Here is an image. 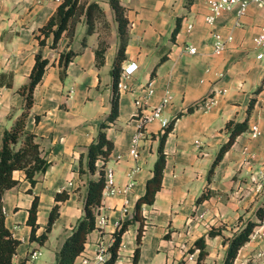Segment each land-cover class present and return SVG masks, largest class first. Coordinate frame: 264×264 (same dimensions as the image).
I'll use <instances>...</instances> for the list:
<instances>
[{
	"label": "crops",
	"instance_id": "obj_1",
	"mask_svg": "<svg viewBox=\"0 0 264 264\" xmlns=\"http://www.w3.org/2000/svg\"><path fill=\"white\" fill-rule=\"evenodd\" d=\"M84 1L97 3L103 11V19L95 22L94 31L83 38L86 24L82 16L71 39L62 35L56 46L51 47L52 39L48 36L41 48L48 64L34 88L26 129L35 134L41 154L50 165L36 174L33 186L23 171H15L18 183L4 193L6 225L20 240L13 264L24 258L25 264L54 263L57 250L82 214L86 180L97 175V172L80 175L79 162L85 167L87 146L94 141L110 110V69L118 45L117 22L108 0ZM60 2L0 0V81L8 76L12 81L11 87L0 85V145L3 130L13 125L23 108V96L16 89L28 80L34 55L39 50L35 35ZM120 3L129 23L126 59L121 67L135 62L137 70L125 81L128 89L119 90L118 117L105 129L107 138L113 142L105 168L113 171L114 185L119 188L128 183L130 169L138 168L126 194L118 193L101 201L99 211L105 214L106 224L88 234L84 250L75 261L83 253L94 255L97 243L102 240L107 244L117 223L132 217L135 202L152 175L158 135L162 131L159 119L146 123L138 157L134 159L128 151L139 122L133 100L151 82L154 93L148 107L156 105L168 88L171 101L161 115L169 121L176 118L164 142L166 163L161 188L152 204L141 207L144 230L136 264H180L182 260L196 264L197 250L189 249L201 236L205 237L208 254L198 264H224L227 242H223V237H230L245 220L251 219L254 206L264 199V183L259 192L254 191L256 179L264 178V71L255 59L254 47V38L263 22L262 12L250 5L240 18V26H234V10L221 12L214 29L223 35L232 33L233 39L221 54L215 55L204 20L208 0H192L189 6L185 0H120ZM178 17L180 27L172 40ZM100 41L106 43V50L104 64L97 67L95 49ZM188 45L194 46L196 52L188 53L185 50ZM69 49L76 54L61 80L58 57ZM259 86L248 128L236 137L208 181L211 162L228 138L226 122L244 119L248 102ZM214 90L218 93L212 108L203 110L198 106L186 112ZM36 115L40 117L38 121ZM253 124L260 131L255 138L250 136ZM29 188L31 193L27 191ZM205 189L212 194L197 204L196 198ZM62 190L69 195L60 203L59 215L46 241L43 244L29 241L27 209L34 195L39 199L36 221L40 233L54 194ZM124 199L128 200L126 206ZM137 226L138 222H134L123 233L114 264H133ZM58 228L59 233L54 235ZM209 230L217 233L208 236ZM32 252L34 257L30 256ZM241 262L264 264V231L249 238L239 249L232 264Z\"/></svg>",
	"mask_w": 264,
	"mask_h": 264
},
{
	"label": "trees",
	"instance_id": "obj_2",
	"mask_svg": "<svg viewBox=\"0 0 264 264\" xmlns=\"http://www.w3.org/2000/svg\"><path fill=\"white\" fill-rule=\"evenodd\" d=\"M113 10L114 18L117 22L118 45L111 65V100L110 110L106 118L100 123L94 141L87 146L85 167L79 162V173H87L96 177H88L86 180V192L82 202V216L78 219L70 232L64 238L61 246L56 252V258L53 264H72L83 250L87 240V236L95 228V217L99 212L102 201V190L105 184V162L113 148V142L107 138L105 129L112 124L118 117L119 113V89L118 81L121 73V65L126 59V45L129 40V23L125 15V9L121 5L120 0H108ZM192 0H185V5L189 6ZM86 24V35L94 31L95 22L103 19V11L95 2H86L84 0H61L57 5L54 13L47 21L38 29L35 38L38 40L39 50L34 55V64L29 74L28 80L19 86L16 91L23 96L24 104L22 111L15 119L13 125L9 129L2 132L0 145V264H13L12 258L16 254L17 247L20 244L19 238L15 237L5 222V213L3 209V196L6 190L12 188L18 183L15 178V171H23L25 179L31 186L36 182V174L46 171L50 162L41 154L39 144L35 140V134L26 129V119L29 109L33 104V92L36 85L41 81L46 70L48 59L42 56L41 48L46 44L45 39L51 36V47H55L62 35L72 38L76 24L81 20ZM181 18L176 19V24L171 33V39L174 40L180 27ZM106 43L100 41L95 49V65L100 67L104 64V52ZM76 52L69 49L62 51L58 57L59 76L62 80L66 74V68ZM154 75L152 71L151 76ZM2 78L4 74H1ZM8 79L0 81V85L11 87V76ZM261 86L257 87L253 96L250 98L246 115L241 121L229 120L225 124L228 138L218 149L214 159L207 172V180L210 181L214 169L223 158L224 154L236 140V137L248 128V120L252 114L256 95L260 92ZM201 103V102H200ZM200 103L193 107H189L186 112L193 111ZM180 115V114H178ZM35 121L39 120L36 115ZM174 117L169 121L168 125L162 129L158 135V146L156 150V159L152 167V175L146 180L144 193L136 200L133 215L130 219L121 221L112 233L113 241L109 246V257L105 264H114L118 257V250L121 243L122 235L128 226L134 222H138L135 237V248L132 254V263L136 264L140 255L141 238L144 230V217L142 216L141 207L143 204H152L155 199L156 192L160 190L162 185L163 171L166 163V154L164 151V142L168 133L172 130L175 121ZM31 193V188L27 190ZM212 194L210 189H205L195 200L198 204L209 198ZM68 192L62 190L56 192L53 196V205L51 206L46 223L43 230L37 233L39 227L37 219V210L39 199L34 195L29 208L26 224L29 226V241H37L43 244L50 232L53 223L59 215L60 203L68 198ZM264 215V204L255 210V218L247 219L230 237H223V242H227L224 253V264H232L237 256L239 249L249 240L253 228L259 224ZM241 218H238L240 221ZM214 230L208 231V236H213ZM220 233V232H219ZM197 250L196 264L203 260L208 254L205 237L197 238L189 251ZM26 258L21 259L17 264H25Z\"/></svg>",
	"mask_w": 264,
	"mask_h": 264
},
{
	"label": "built area",
	"instance_id": "obj_3",
	"mask_svg": "<svg viewBox=\"0 0 264 264\" xmlns=\"http://www.w3.org/2000/svg\"><path fill=\"white\" fill-rule=\"evenodd\" d=\"M59 1V0H53ZM250 5H255L258 9L262 12L263 22L259 26V29L256 33L254 38V47H255V59L259 62L262 70L264 71V0H208V13L204 16L205 24L209 28V34L211 37V45L212 50L215 55L221 54L227 47V45L232 41L233 36L232 33L228 32L227 34H222L218 30L214 29V24L216 17L223 11H231L234 10L236 21L234 26H240V18L246 13L248 7ZM188 28L192 27L191 23L187 24ZM185 50L188 53H195L196 48L192 45H188L185 47ZM137 70V64L135 62H130L127 65H123L121 67L120 78L118 81V89L119 90H126L128 86L126 84V79H128L135 71ZM154 89L152 87L151 82H147V84L143 87L142 92L138 93L134 97V105L136 108V114L138 115L139 122L135 132L133 133L130 144L128 147V151L130 155L135 159L138 157V146L140 140L144 137L145 133V125L147 122L151 121L152 119H159L161 124V129L166 127L169 123V120L165 117H162L161 113L163 108L171 101V93L168 88L164 89L163 94L160 97L159 102L152 106L148 107V100L153 95ZM217 90H214L210 94L202 100L199 105V108L203 110H209L212 108L217 102ZM146 109H149L147 113H144ZM260 133L258 126L253 124L250 126V136L255 138ZM137 166H134L130 169L128 173V183L119 188L118 186L114 185L113 179V171L109 168L105 169V184L102 190V200H104L108 196H113L118 193L126 194L133 182L134 174L137 171ZM264 183L263 176H259L254 183V191L259 192ZM128 204V200L124 199L123 206ZM106 216L102 212H98L95 217V228L100 230L106 224ZM119 221L116 227L120 224ZM260 231H264V215L259 221V224L253 228V231L250 235L254 237ZM113 241V236L109 239L107 244H105L102 240L97 243V250L94 255H89L83 253L81 257L74 261L72 264H105L106 260L109 257V246ZM35 252L31 253V257H34ZM239 264H247L246 262H241Z\"/></svg>",
	"mask_w": 264,
	"mask_h": 264
},
{
	"label": "rangeland",
	"instance_id": "obj_4",
	"mask_svg": "<svg viewBox=\"0 0 264 264\" xmlns=\"http://www.w3.org/2000/svg\"><path fill=\"white\" fill-rule=\"evenodd\" d=\"M262 204H264V199L259 203V204H257V205H255L254 206V209L252 210V218H255V210L257 209V207L258 206H260V205H262ZM81 216H82V214H81ZM80 216V217H81ZM78 221V220H77ZM54 233V235H56V233H59V228L58 229H56V231H54L53 232ZM53 240H54V238H53ZM53 243H56V242H53ZM56 245V244H55ZM185 260H182L181 262H180V264H184L185 262H184ZM186 264V263H185Z\"/></svg>",
	"mask_w": 264,
	"mask_h": 264
}]
</instances>
